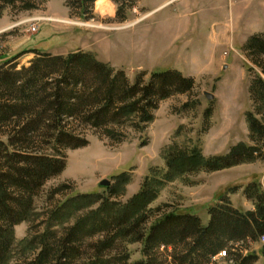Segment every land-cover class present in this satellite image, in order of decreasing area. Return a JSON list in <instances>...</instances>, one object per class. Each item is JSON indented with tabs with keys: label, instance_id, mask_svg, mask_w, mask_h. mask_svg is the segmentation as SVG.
I'll return each mask as SVG.
<instances>
[{
	"label": "rangeland",
	"instance_id": "1",
	"mask_svg": "<svg viewBox=\"0 0 264 264\" xmlns=\"http://www.w3.org/2000/svg\"><path fill=\"white\" fill-rule=\"evenodd\" d=\"M129 1H96L89 19L75 16L78 12L70 11L66 0H41L31 11H19V4L1 10L0 63L18 56L17 69L28 66L33 48L62 56L83 51L123 71L130 83L140 75L147 83L152 74L168 70L193 80L191 91L160 101L143 128L124 127L120 142L85 131L86 147L61 151L65 169L45 182L34 198L32 218L13 229L10 263L32 258L33 252L25 248L28 240L45 230V220L55 207L78 194H98L124 204L147 181L155 191L148 209L192 214L206 226L210 209L221 200L247 212L255 209V202L244 194L247 186L255 184L264 191V157L188 176L166 175L164 161L173 143L196 147L206 158L223 156L239 143L254 144L247 114L264 116L256 112L249 89L252 80L264 76L243 48L251 35L264 33V0H247L233 8L229 0H213L212 8L206 9L197 7L201 0H133L127 7ZM118 7L123 8V22L115 18ZM102 180L110 182L109 188L99 186ZM62 185L66 188L61 194L50 196ZM84 213L72 211L63 227ZM119 246L129 254L127 264L143 259L142 244ZM251 249L259 257L256 264H264L261 244ZM216 260L226 263L224 258Z\"/></svg>",
	"mask_w": 264,
	"mask_h": 264
},
{
	"label": "trees",
	"instance_id": "2",
	"mask_svg": "<svg viewBox=\"0 0 264 264\" xmlns=\"http://www.w3.org/2000/svg\"><path fill=\"white\" fill-rule=\"evenodd\" d=\"M96 1L66 0L65 5L78 12L75 16L89 19ZM40 2L0 0V16L6 6L19 4V11H31ZM115 18L125 20L123 8H117ZM243 51L264 76V33L251 35ZM28 53L34 54L28 66L17 69L18 56L0 63V264H127L129 254L119 251L122 243L142 244L143 259L132 264H220L216 259L221 252L225 264L258 262L251 246L264 236V191L257 185L244 191L255 202L254 210L241 212L221 200L203 226L192 214L148 209L155 191L146 181L124 204L89 193L66 199L48 214L45 230L28 240L25 248L33 252L32 258L10 263L13 229L32 218L34 198L65 169L61 151L86 147L85 131L120 142L124 127L140 130L160 101L193 88V80L176 70L154 73L147 83L140 75L130 83L123 71L88 52L62 56L33 48ZM249 93L256 112L264 116L260 75L251 81ZM247 122L254 144H236L223 156L206 158L196 147L173 143L164 154L166 175L211 173L262 159L264 119L248 113ZM65 186L50 196L61 194ZM72 211L86 213L63 227Z\"/></svg>",
	"mask_w": 264,
	"mask_h": 264
},
{
	"label": "crops",
	"instance_id": "3",
	"mask_svg": "<svg viewBox=\"0 0 264 264\" xmlns=\"http://www.w3.org/2000/svg\"><path fill=\"white\" fill-rule=\"evenodd\" d=\"M98 1H102V0H98ZM213 0H201L197 7L201 8V9H206V8H212L213 6V3H212ZM247 0H229V1H226L230 8H233V7H238V5H242L244 2H246ZM245 4V3H244ZM190 11V9H189ZM259 32V31H258ZM261 32V31H260Z\"/></svg>",
	"mask_w": 264,
	"mask_h": 264
},
{
	"label": "water",
	"instance_id": "4",
	"mask_svg": "<svg viewBox=\"0 0 264 264\" xmlns=\"http://www.w3.org/2000/svg\"><path fill=\"white\" fill-rule=\"evenodd\" d=\"M204 96L209 100H211L213 98V95H211L209 93H204ZM99 186L104 187V188H108L110 186V182L107 180H102V181H100ZM263 249H264V246H263Z\"/></svg>",
	"mask_w": 264,
	"mask_h": 264
},
{
	"label": "built area",
	"instance_id": "5",
	"mask_svg": "<svg viewBox=\"0 0 264 264\" xmlns=\"http://www.w3.org/2000/svg\"><path fill=\"white\" fill-rule=\"evenodd\" d=\"M32 30L35 31L36 28L35 26H32ZM259 243L263 246L264 245V236L260 238ZM218 257L220 258H224L225 257V253L221 252L220 254H218Z\"/></svg>",
	"mask_w": 264,
	"mask_h": 264
}]
</instances>
